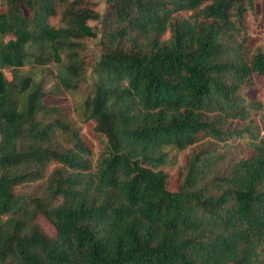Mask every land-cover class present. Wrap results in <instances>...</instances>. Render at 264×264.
Returning a JSON list of instances; mask_svg holds the SVG:
<instances>
[{"label": "trees", "instance_id": "1", "mask_svg": "<svg viewBox=\"0 0 264 264\" xmlns=\"http://www.w3.org/2000/svg\"><path fill=\"white\" fill-rule=\"evenodd\" d=\"M261 20L259 0H4L0 264H264ZM81 90L88 134L47 102Z\"/></svg>", "mask_w": 264, "mask_h": 264}, {"label": "rangeland", "instance_id": "2", "mask_svg": "<svg viewBox=\"0 0 264 264\" xmlns=\"http://www.w3.org/2000/svg\"><path fill=\"white\" fill-rule=\"evenodd\" d=\"M95 6L96 10L99 12H103L106 0H91ZM260 8L264 9V0H259ZM64 4H59V10L62 8ZM4 6V0H0V11L3 10ZM58 18H55L57 20ZM88 24L91 26H97L98 25V19H90L88 20ZM254 31L257 34H263L264 33V23L263 21L255 22L253 24ZM262 43H264V35L261 38ZM86 46H87V52L89 56L93 58L92 63H94V60L97 57V53L99 51V46L97 44V39L92 37H86L85 38ZM29 70L30 68H26ZM91 71V67L88 69V76ZM255 86L250 88L247 92L248 97L254 98L256 101H259L260 104L264 107V77L259 78L256 77ZM83 89V88H82ZM84 98V93L81 90L75 93H66L63 97H51L47 100L49 104H57L62 105L68 108L71 112V122L76 127L77 130H79L81 133L88 134L89 130L92 128L93 124L91 121H85L82 117V101ZM38 222L43 226V228L50 234H54L55 230L52 226V224L43 216L38 217Z\"/></svg>", "mask_w": 264, "mask_h": 264}]
</instances>
